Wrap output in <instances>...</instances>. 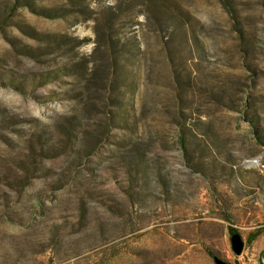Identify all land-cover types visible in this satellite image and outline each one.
<instances>
[{"label": "rangeland", "instance_id": "rangeland-1", "mask_svg": "<svg viewBox=\"0 0 264 264\" xmlns=\"http://www.w3.org/2000/svg\"><path fill=\"white\" fill-rule=\"evenodd\" d=\"M158 2L0 0V264H264V0Z\"/></svg>", "mask_w": 264, "mask_h": 264}, {"label": "water", "instance_id": "water-1", "mask_svg": "<svg viewBox=\"0 0 264 264\" xmlns=\"http://www.w3.org/2000/svg\"><path fill=\"white\" fill-rule=\"evenodd\" d=\"M232 248L237 256H240L245 248V241L240 233H234L232 236ZM217 264H229L219 258H215Z\"/></svg>", "mask_w": 264, "mask_h": 264}, {"label": "trees", "instance_id": "trees-1", "mask_svg": "<svg viewBox=\"0 0 264 264\" xmlns=\"http://www.w3.org/2000/svg\"><path fill=\"white\" fill-rule=\"evenodd\" d=\"M155 8L158 12H163V13H167V10H168L167 7H165V5L163 3L158 2V0H157V3L155 4ZM256 239H257V236L250 239L248 241V245H253L254 242L256 241Z\"/></svg>", "mask_w": 264, "mask_h": 264}, {"label": "bare ground", "instance_id": "bare-ground-1", "mask_svg": "<svg viewBox=\"0 0 264 264\" xmlns=\"http://www.w3.org/2000/svg\"><path fill=\"white\" fill-rule=\"evenodd\" d=\"M252 264H256L255 262H252Z\"/></svg>", "mask_w": 264, "mask_h": 264}]
</instances>
